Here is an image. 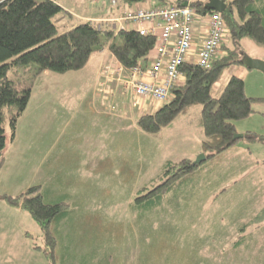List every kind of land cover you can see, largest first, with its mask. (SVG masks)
<instances>
[{
	"label": "rangeland",
	"instance_id": "374dc122",
	"mask_svg": "<svg viewBox=\"0 0 264 264\" xmlns=\"http://www.w3.org/2000/svg\"><path fill=\"white\" fill-rule=\"evenodd\" d=\"M66 16L60 13L56 20L53 18L59 32L69 27L61 23ZM226 34L230 41L227 46L234 48L229 29ZM237 42L240 55L243 52L264 61L263 45L248 36ZM224 51L221 49V53ZM94 54L77 71L63 74L45 70L36 78L27 107L16 123L14 139H9L13 110L4 109L2 126L7 143L0 158V264H50L44 250L33 249L35 245L45 247L39 225L27 210L10 206L1 198L3 194L13 197L39 183L52 195L64 193L72 197L75 211L57 226L55 250L65 247L73 260L79 250L88 264H264V165L253 164L255 160L264 161V144L260 142L238 139L218 159L207 162L205 167H212L207 168L210 171H201L178 192L164 194L160 204L148 209L135 199L162 182L163 162L162 158H153L148 167L138 170L139 151L146 138L142 133L141 140L140 136L117 133L119 149H106L125 168L120 176L104 175L102 167L99 172L103 175L95 171L103 159L100 151L82 160L92 169L81 166L70 173L63 169L57 172V165L46 169L39 163L68 118L67 109L57 104L66 89L73 86L85 97L93 93L89 83H93L95 75L91 69L96 65ZM116 63L119 62L115 60L110 66ZM105 65L108 64L100 68ZM28 74L22 69L9 71L20 86L29 81ZM233 75L243 79L247 97H264V73L238 62L222 70L212 85L214 97L221 94ZM115 82L122 91L119 80ZM257 104L252 105L254 112L235 122L237 134H264V104ZM107 109L114 111V107ZM104 133V129L93 126L89 138L98 142ZM184 133L189 138L184 140L191 145V158H184L194 161L201 153L196 154L195 149L196 144L200 148L196 141L201 142L202 134L195 129ZM108 137L112 138L111 134ZM184 152L186 146L169 157L177 162L184 159H179ZM116 166L112 161L108 164L109 168ZM55 264H61L58 256Z\"/></svg>",
	"mask_w": 264,
	"mask_h": 264
},
{
	"label": "trees",
	"instance_id": "16d2710c",
	"mask_svg": "<svg viewBox=\"0 0 264 264\" xmlns=\"http://www.w3.org/2000/svg\"><path fill=\"white\" fill-rule=\"evenodd\" d=\"M148 1L119 0V3L131 6ZM155 1L158 5L175 6L187 1L199 15L210 11L204 8L207 0ZM224 1L226 9L221 16L230 30L234 48L223 46L224 53L214 57L209 66H200L193 61L183 62L180 65L182 79L172 88L169 101L153 113L140 115L136 123L145 133L156 134L174 119L198 107L193 121L202 133L200 151L206 159L195 166L193 160L187 158L166 162L162 166V182L136 197L139 206L148 209L160 204L164 194L178 192L185 182L193 181L201 171L211 169L208 165L205 167L207 162L218 159L236 144L237 140H233L237 134L235 121L254 112V103L264 104V97H247L243 79L235 75L228 79L221 94L212 95V85L219 79L222 70L228 65L240 63L238 39L248 36L256 44L264 46V0ZM60 13L62 8L56 0H0V158L7 143L2 126L4 109L13 110L9 117V139H12L16 123L31 97L34 82L43 71L63 74L77 71L85 66L92 54L106 48L122 67L132 69L138 64L143 66L155 46L152 35H140L133 28L116 31L88 20L59 32L53 18L56 20ZM18 69L29 71V81L24 86L9 76V71ZM243 137L264 144V134L248 132ZM207 171L210 170L204 172ZM1 198L10 206L29 212L39 225L45 242V247L35 245L33 249L44 250L49 263L55 264L57 226L72 214L66 197L50 199L42 186L37 184L13 197L3 194Z\"/></svg>",
	"mask_w": 264,
	"mask_h": 264
},
{
	"label": "crops",
	"instance_id": "0c3cea01",
	"mask_svg": "<svg viewBox=\"0 0 264 264\" xmlns=\"http://www.w3.org/2000/svg\"><path fill=\"white\" fill-rule=\"evenodd\" d=\"M56 3L62 8V13L67 14L66 18L61 22L63 26H69L67 28L73 27L79 22H86L88 20L94 24L102 23L116 31L119 30L117 27H113L106 22L109 18H118L122 15L124 4L119 3V0L116 6H111L109 0H96V2L95 0H56ZM143 4L131 5L135 8H143ZM155 4H157V1L149 0L146 3V6H143H154ZM80 16H83L84 18ZM194 31V42L198 45L200 43L199 38L201 37V32L203 31V24L196 23L194 25ZM228 39L229 35L225 34L224 46L229 44L230 41H228ZM149 56V59L143 64V66H148L152 61L154 56L152 51ZM93 58L95 59L94 63L96 65L95 68L91 69H94L95 75L94 79H92L93 83H89V88L93 93H91L90 96L85 97L81 94L79 95V92L76 93L77 90L74 89L73 86L66 89V95L63 96V99H60L57 104L60 105V107H65V109H67L68 118L64 120V124L58 129L52 145L48 146L49 148L47 149V152L42 156L39 162L42 166L47 169V167L57 165V172L63 169L68 173L81 168V166H85L87 169H92L91 167L86 166L82 160L89 157V153H91L92 157L94 152L98 153L100 151V153L103 154V159L95 171L99 172L102 167L104 175L117 174L120 176L126 172L125 168L117 164L112 156L107 153L110 151L115 152L119 149L120 138L116 137L117 133L121 136L127 135L128 137L134 135L140 136L141 133L146 135L144 143L139 151L140 160L138 170H144V168L148 167V164L151 163V159L153 158H162L161 162H163L162 165H164L166 162H172V160H174L169 157L172 153H177L185 146L187 152L190 150L191 145L184 140L189 139L184 131L195 129L197 133L202 134L193 121V115L198 111V107L193 108L191 113L184 114L181 117L174 119L171 121V124L161 129L159 133L146 134L141 131L138 124H136L137 119L142 114L153 113L160 105L158 106L154 102L148 100H140V104L138 105V103L135 102L136 97L134 98L128 91L123 92L119 89L120 86L115 82L114 77L108 79L101 75V69L99 68L102 64H108V66H110L115 60L118 62L117 59L110 54V51L107 48L95 53ZM101 83H103V89L99 92L98 88ZM109 107H114L113 113L109 112L107 109ZM87 119L91 120H88L89 122H87ZM93 126L97 127L98 130L104 129L105 133L102 136L103 140L97 142L94 141V139L91 140V138H89ZM235 132H237L236 129ZM110 134L112 138L108 137ZM141 139L143 138L140 136V140ZM196 142L200 143V140ZM196 145L197 148L195 149V153L197 154L201 151L200 148H198V144ZM106 149L108 150L107 152ZM187 152H184L183 156L179 159L188 157L189 152ZM188 158H191V156ZM111 161L117 165L116 169L108 167V164L111 163ZM253 164L255 167H258L264 165V162L263 160L261 162L255 160ZM99 173L101 174V172ZM43 190L50 199L59 198L60 196L66 197V200L70 205L71 213H74L75 210L72 206L73 203L70 194L62 193L60 195H52L49 189L43 188ZM262 218L264 219V215ZM56 253L61 260V264H88L81 258L82 255H80L79 250L76 251V258L74 260L71 259V254L67 252L65 247H62L61 250L56 251ZM97 257L98 256H95V258Z\"/></svg>",
	"mask_w": 264,
	"mask_h": 264
},
{
	"label": "built area",
	"instance_id": "2783aa9c",
	"mask_svg": "<svg viewBox=\"0 0 264 264\" xmlns=\"http://www.w3.org/2000/svg\"><path fill=\"white\" fill-rule=\"evenodd\" d=\"M110 2L116 6L118 0ZM201 16L189 2L187 6L155 4L143 8L124 4L122 15L106 22L119 30L133 28L140 35H152L155 38L154 56L148 66L138 64L132 69H126L120 63L105 65L100 68L101 75L119 80L122 91L136 97L138 105L140 100L158 106L167 103L172 88L182 79L180 65L193 61L200 66H209L224 46L226 23L216 11L203 24L200 43L196 45L194 23ZM121 19L123 22L118 25L116 22ZM102 89L103 83L99 85V92Z\"/></svg>",
	"mask_w": 264,
	"mask_h": 264
},
{
	"label": "water",
	"instance_id": "95a60500",
	"mask_svg": "<svg viewBox=\"0 0 264 264\" xmlns=\"http://www.w3.org/2000/svg\"><path fill=\"white\" fill-rule=\"evenodd\" d=\"M180 5L187 6L188 2L187 1L182 2ZM204 8H207L210 11L213 10V11H216L222 14L226 9V3L224 0H207L206 3L204 4ZM240 63L244 64L247 69L250 68V69L258 70L264 73V61L263 60L253 59L249 56L247 57V55L241 52ZM242 137H243L242 133L236 134L233 140H238ZM205 159H206V156H204L203 153H199L197 157L195 158V160L192 162V164L195 166L205 161Z\"/></svg>",
	"mask_w": 264,
	"mask_h": 264
},
{
	"label": "bare ground",
	"instance_id": "6f19581e",
	"mask_svg": "<svg viewBox=\"0 0 264 264\" xmlns=\"http://www.w3.org/2000/svg\"><path fill=\"white\" fill-rule=\"evenodd\" d=\"M112 5V4H111ZM158 5V4H157ZM215 11H213V10H211V11H209V12H207L206 14H204L203 16H201L200 18H198V20H196L195 21V23L194 24H196V23H199V24H206L207 22H208V18H209V16L210 15H212V13H214ZM123 22V20L121 19V20H118L116 23L119 25V24H121Z\"/></svg>",
	"mask_w": 264,
	"mask_h": 264
}]
</instances>
